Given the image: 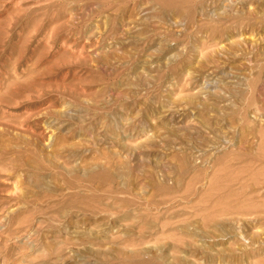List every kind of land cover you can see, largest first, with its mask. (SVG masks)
<instances>
[{
    "label": "rangeland",
    "instance_id": "obj_1",
    "mask_svg": "<svg viewBox=\"0 0 264 264\" xmlns=\"http://www.w3.org/2000/svg\"><path fill=\"white\" fill-rule=\"evenodd\" d=\"M0 264H264V0H0Z\"/></svg>",
    "mask_w": 264,
    "mask_h": 264
}]
</instances>
